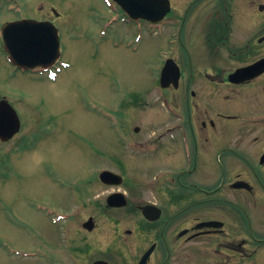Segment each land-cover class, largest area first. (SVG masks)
<instances>
[{"label":"rangeland","instance_id":"rangeland-1","mask_svg":"<svg viewBox=\"0 0 264 264\" xmlns=\"http://www.w3.org/2000/svg\"><path fill=\"white\" fill-rule=\"evenodd\" d=\"M29 3L38 7V16L60 24L62 60L67 65L56 64L53 79L45 73L16 75L0 36V93L7 95L21 122L11 140L0 141V264H65L71 255L79 263L87 262L102 255L104 248L113 264H134L153 236L143 228L136 230L142 224L137 210L130 206L104 210V197L119 190L131 205L151 199V186L171 176V164L181 162L187 142L193 156L189 126L192 117L196 122L204 107L210 108L208 98L196 107L190 101L196 118L192 109L185 108L183 87L160 91L158 67L172 49L165 40L172 27H163L167 34L162 32V37L145 28L133 30L112 23L113 13L106 9L105 0ZM9 16L3 12L0 22ZM196 51L194 47L191 52L195 66ZM196 85L190 88L196 90ZM134 94L140 100L136 105L130 102ZM245 94L222 90L219 109L242 112L244 108L237 106L247 99ZM166 99L171 109L161 102ZM172 107L177 116L172 115ZM245 108L252 113L243 127H233L226 136L210 135L209 130L214 137L203 169H224L223 184L241 173L262 191L249 170L264 171V163L257 165L264 150V98L248 99ZM207 113L213 115L215 110ZM134 126L139 127L137 132ZM227 145L244 160L227 153ZM103 168L120 173L122 184L100 183L98 173ZM255 197L263 204V196ZM261 211L258 225L264 231L263 207ZM89 215L97 225L92 233L81 231L77 224ZM58 217L63 219L54 222ZM126 229L133 231L124 234ZM211 255L206 252L207 257ZM243 264H264V244Z\"/></svg>","mask_w":264,"mask_h":264},{"label":"flooded vegetation","instance_id":"flooded-vegetation-1","mask_svg":"<svg viewBox=\"0 0 264 264\" xmlns=\"http://www.w3.org/2000/svg\"><path fill=\"white\" fill-rule=\"evenodd\" d=\"M168 1L170 9L163 16V20L171 19L173 33L179 39V52L171 57L180 64L181 69L179 85L176 88L169 86L168 89L176 91L183 87L187 110L190 109V101H194L196 107L206 98L209 103V98L220 96L222 87L232 92L236 88L260 82L261 89H253L251 97L245 94L246 90H243L242 94L250 99L255 94H264V71L247 82L236 84L229 81V75L237 68L264 56V0ZM37 9L38 7L31 6L29 0H0V14H9L7 20H45L46 16L37 15ZM13 12L18 15L12 14ZM4 22L5 20L1 24ZM163 27L167 29L171 25ZM183 46L186 52L181 53ZM194 47L198 49L195 55L196 70L192 69L190 63ZM181 65L189 66L188 73H185ZM194 83L198 86L196 91L190 88ZM208 83L213 89H207ZM6 97L7 95L0 93V98ZM262 97L264 98V95ZM201 113L200 118L189 126V147H194L191 164L186 166L185 162H182L183 159L179 158L181 162L170 167L173 175L151 186L149 202L160 211L159 217L153 221L142 217L146 222L143 229L150 231L153 236L149 244L152 245V250L145 264H243L264 244V235L258 225V217L262 215V211L259 212V202L256 200L257 196L255 197H264V187H260L262 191L256 188H234L231 186L233 181L246 180L241 173H235L223 184V176L226 174L224 169H203L206 150L214 137L210 135L222 133L226 136L229 132L226 127L221 130L217 128L218 124L222 126V123L208 116L207 110ZM194 115L198 118L196 113ZM217 115L230 127H237L239 124L236 120L242 117L237 113L227 114L221 111ZM246 123H240V127ZM228 149L230 155L235 158L241 156L244 160L238 151L232 147ZM177 167L182 169L178 170ZM249 172L253 178L260 179L262 172L254 169ZM142 204L133 203L132 207L138 208L142 214ZM253 214L258 222L253 219ZM207 220H215L218 224L198 226L200 222ZM92 221L94 224L88 230L82 227L84 220L77 224L80 225L81 231L92 233L97 229L95 218ZM140 226L139 223L136 230L140 231ZM128 234H131V230ZM104 252L105 248L102 255L78 263L92 264L95 260H102L98 264H105V261L113 264ZM206 252L212 255L207 257ZM142 254L143 252L134 264ZM72 260L74 263L75 260Z\"/></svg>","mask_w":264,"mask_h":264},{"label":"water","instance_id":"water-1","mask_svg":"<svg viewBox=\"0 0 264 264\" xmlns=\"http://www.w3.org/2000/svg\"><path fill=\"white\" fill-rule=\"evenodd\" d=\"M124 9L133 17H142L151 21L159 20L168 10L166 3L157 0H117ZM4 45L9 51L12 60L26 67H33L37 64H47L58 52V38L56 30L50 22L21 20L6 24L2 34ZM264 61L261 59L259 62ZM257 62V64L259 63ZM256 64L235 72L230 77L234 81H240L248 77L249 72ZM165 67L162 70V74ZM245 72V73H244ZM239 73H244L240 76ZM242 75V74H241ZM252 76V75H249ZM161 85H166L164 76L160 77ZM19 119L14 109L6 102H0V139L7 140L19 129ZM102 182L108 184H119L121 177L110 171H102L100 174ZM237 185V184H235ZM109 205H121L125 202L120 194H112L108 197ZM209 224V223H205ZM146 255V254H145ZM144 260V257H143Z\"/></svg>","mask_w":264,"mask_h":264}]
</instances>
